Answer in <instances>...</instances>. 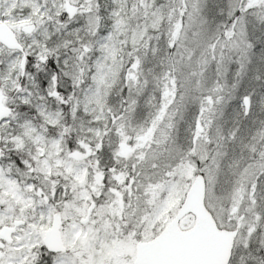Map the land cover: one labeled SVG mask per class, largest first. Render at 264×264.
I'll list each match as a JSON object with an SVG mask.
<instances>
[{
	"label": "snow or ice",
	"instance_id": "1",
	"mask_svg": "<svg viewBox=\"0 0 264 264\" xmlns=\"http://www.w3.org/2000/svg\"><path fill=\"white\" fill-rule=\"evenodd\" d=\"M0 264H264V0H0Z\"/></svg>",
	"mask_w": 264,
	"mask_h": 264
}]
</instances>
